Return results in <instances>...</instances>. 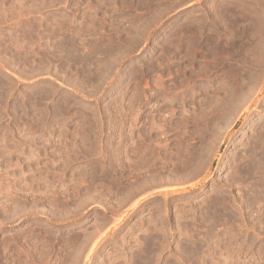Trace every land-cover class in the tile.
<instances>
[{
    "label": "rangeland",
    "instance_id": "1",
    "mask_svg": "<svg viewBox=\"0 0 264 264\" xmlns=\"http://www.w3.org/2000/svg\"><path fill=\"white\" fill-rule=\"evenodd\" d=\"M0 264H264V0H0Z\"/></svg>",
    "mask_w": 264,
    "mask_h": 264
}]
</instances>
